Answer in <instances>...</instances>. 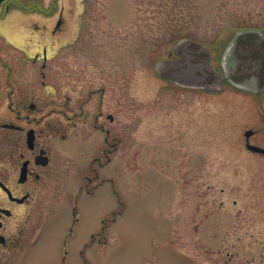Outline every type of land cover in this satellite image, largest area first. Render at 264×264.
<instances>
[{
	"label": "rangeland",
	"instance_id": "rangeland-1",
	"mask_svg": "<svg viewBox=\"0 0 264 264\" xmlns=\"http://www.w3.org/2000/svg\"><path fill=\"white\" fill-rule=\"evenodd\" d=\"M5 1L3 17L47 31L60 15L46 71L58 110L98 89L86 107L115 115L104 123L121 141L101 170L113 186L80 194L76 220L60 188L0 264H264V160L245 151L244 93L180 86L156 65L175 57L172 37H190L220 70L234 33L264 28V0Z\"/></svg>",
	"mask_w": 264,
	"mask_h": 264
},
{
	"label": "flooded vegetation",
	"instance_id": "flooded-vegetation-1",
	"mask_svg": "<svg viewBox=\"0 0 264 264\" xmlns=\"http://www.w3.org/2000/svg\"><path fill=\"white\" fill-rule=\"evenodd\" d=\"M6 6L2 4L0 9ZM58 19L47 31L36 17L0 14L1 263L8 261L10 252L24 250L30 220L41 212L42 206L50 209L56 206L60 188L66 189L62 195L67 202L71 201L76 220L78 196L94 193L106 182L113 186L115 180L101 173L121 141L120 134L104 123L105 119L114 122L115 115L105 114L100 104L92 111L86 107L98 89L88 91L77 105L78 110L70 105V97H66L65 110H58L57 88L46 82L52 38L62 21ZM261 32L264 34V28ZM99 91L104 94V88ZM241 91L242 118L247 125L243 132L245 151L264 160V152L248 147L264 148V87L260 90L243 87ZM59 113L65 116V122L59 119ZM83 157H87L88 164L77 168L75 161ZM261 179L264 182V172ZM118 213L113 210L114 217ZM95 234L92 233V240Z\"/></svg>",
	"mask_w": 264,
	"mask_h": 264
},
{
	"label": "water",
	"instance_id": "water-1",
	"mask_svg": "<svg viewBox=\"0 0 264 264\" xmlns=\"http://www.w3.org/2000/svg\"><path fill=\"white\" fill-rule=\"evenodd\" d=\"M174 50L178 57L156 65L163 77L179 85L213 90L227 79L240 88L264 87V34L257 28H243L233 35L221 57L222 75L210 66L209 51L201 43L181 39ZM248 147L264 152L258 146Z\"/></svg>",
	"mask_w": 264,
	"mask_h": 264
},
{
	"label": "trees",
	"instance_id": "trees-1",
	"mask_svg": "<svg viewBox=\"0 0 264 264\" xmlns=\"http://www.w3.org/2000/svg\"><path fill=\"white\" fill-rule=\"evenodd\" d=\"M174 39H177V37H172L170 40H171V42L174 40Z\"/></svg>",
	"mask_w": 264,
	"mask_h": 264
}]
</instances>
